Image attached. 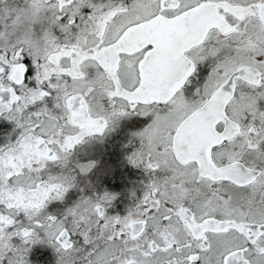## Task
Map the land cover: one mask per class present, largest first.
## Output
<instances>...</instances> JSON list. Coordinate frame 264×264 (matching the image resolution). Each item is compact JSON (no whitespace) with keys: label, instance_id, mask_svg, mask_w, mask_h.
Instances as JSON below:
<instances>
[{"label":"snow or ice","instance_id":"1","mask_svg":"<svg viewBox=\"0 0 264 264\" xmlns=\"http://www.w3.org/2000/svg\"><path fill=\"white\" fill-rule=\"evenodd\" d=\"M0 119V264H264V0H0Z\"/></svg>","mask_w":264,"mask_h":264},{"label":"flooded vegetation","instance_id":"2","mask_svg":"<svg viewBox=\"0 0 264 264\" xmlns=\"http://www.w3.org/2000/svg\"><path fill=\"white\" fill-rule=\"evenodd\" d=\"M210 67L205 64L198 69L199 79L194 80L188 86L186 95L191 94V91L202 83L204 78L208 75ZM16 138V131L14 126L7 120L0 119V146H4ZM100 161L110 166L113 171L112 174L104 179L103 186L118 194V199L114 207L110 209L113 214H124L127 207L131 205L133 194L136 197L140 196L139 183L143 179V173L135 168L125 166L121 163L119 149L112 144L102 148L98 153ZM31 264H55V256L51 249L44 247H34L30 254Z\"/></svg>","mask_w":264,"mask_h":264}]
</instances>
